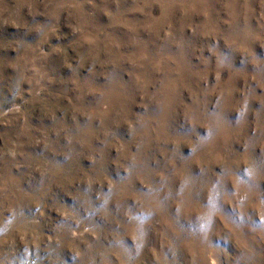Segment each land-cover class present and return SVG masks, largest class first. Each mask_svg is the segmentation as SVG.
<instances>
[{
	"label": "rangeland",
	"instance_id": "rangeland-1",
	"mask_svg": "<svg viewBox=\"0 0 264 264\" xmlns=\"http://www.w3.org/2000/svg\"><path fill=\"white\" fill-rule=\"evenodd\" d=\"M258 152L264 0H0V264H264Z\"/></svg>",
	"mask_w": 264,
	"mask_h": 264
},
{
	"label": "clouds",
	"instance_id": "clouds-1",
	"mask_svg": "<svg viewBox=\"0 0 264 264\" xmlns=\"http://www.w3.org/2000/svg\"><path fill=\"white\" fill-rule=\"evenodd\" d=\"M259 154H261V155H264V153H260V152H258ZM257 157H258V155H257ZM241 175H243V173H241ZM69 259H71V258H69Z\"/></svg>",
	"mask_w": 264,
	"mask_h": 264
}]
</instances>
